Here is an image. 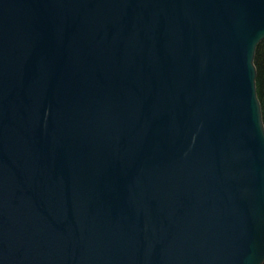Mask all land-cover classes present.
Masks as SVG:
<instances>
[{"label": "water", "instance_id": "water-1", "mask_svg": "<svg viewBox=\"0 0 264 264\" xmlns=\"http://www.w3.org/2000/svg\"><path fill=\"white\" fill-rule=\"evenodd\" d=\"M264 0H0V264H264Z\"/></svg>", "mask_w": 264, "mask_h": 264}, {"label": "trees", "instance_id": "trees-1", "mask_svg": "<svg viewBox=\"0 0 264 264\" xmlns=\"http://www.w3.org/2000/svg\"><path fill=\"white\" fill-rule=\"evenodd\" d=\"M254 64L257 70V78H256L257 93H258L259 101L261 103L263 120H264V41H262L257 47Z\"/></svg>", "mask_w": 264, "mask_h": 264}]
</instances>
